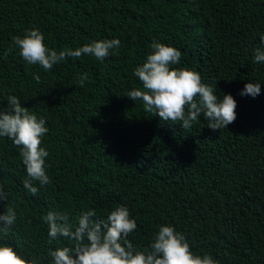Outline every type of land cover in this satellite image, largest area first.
<instances>
[{"label":"trees","instance_id":"16d2710c","mask_svg":"<svg viewBox=\"0 0 264 264\" xmlns=\"http://www.w3.org/2000/svg\"><path fill=\"white\" fill-rule=\"evenodd\" d=\"M36 28L57 52L100 39L120 46L103 63L67 57L45 71L12 44ZM262 35L264 0H0V106L15 95L46 120L52 180L37 195L28 192L19 148L0 137V184L18 214L0 243L49 264L50 247L69 246L63 237L49 245L42 221L49 210L75 218L93 208L107 219L123 204L137 221L128 237L134 247H147L159 225H173L196 254L264 264V64L253 62ZM154 41L180 50L174 67L198 71L219 99L235 98L237 119L228 128L211 130L202 114L184 130L127 96L142 87L133 70ZM257 82L260 94L240 95ZM6 206L0 201V215Z\"/></svg>","mask_w":264,"mask_h":264},{"label":"clouds","instance_id":"9594fccd","mask_svg":"<svg viewBox=\"0 0 264 264\" xmlns=\"http://www.w3.org/2000/svg\"><path fill=\"white\" fill-rule=\"evenodd\" d=\"M260 39L264 44V35ZM12 44L28 64L50 71L67 57L76 60L89 56L103 63L119 48L120 40L100 39L57 52L45 44L44 34L36 28L25 30L23 36H13ZM181 56L177 48L154 41L146 61L133 70L142 87L134 88L127 96L134 101L141 100L146 112L158 115L163 121H180L184 130L199 123L202 114L211 130L228 128L237 119V101L231 94L219 99L214 87L205 84L198 71L174 67L180 64ZM253 62L264 64V49H254ZM34 78L40 79L38 75ZM88 79V74L82 73L77 83L84 87ZM260 91L259 82L248 83L240 95L255 97ZM7 105L6 109L0 106V137L10 139L19 148L27 173L22 183L35 196L40 188L52 183L46 165L50 153L42 146L49 131L47 122L24 107L15 95L7 97ZM8 200L9 194L0 184V201H7L5 213L0 215V236L5 237L18 218L16 207ZM42 221L48 227L49 245L61 237L69 241V246L49 248V264H220L211 254L194 253L186 235L173 225H159L147 247H134L128 237L137 229V221L123 204L110 210L107 219L98 218L96 210L90 208L75 218L66 211L49 210ZM0 264L41 262L34 256H24L17 251V246L0 243Z\"/></svg>","mask_w":264,"mask_h":264}]
</instances>
